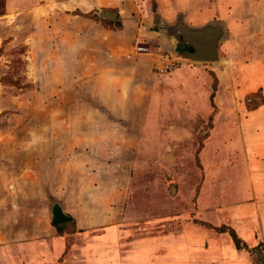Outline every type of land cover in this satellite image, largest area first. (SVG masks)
<instances>
[{
  "label": "rangeland",
  "instance_id": "1",
  "mask_svg": "<svg viewBox=\"0 0 264 264\" xmlns=\"http://www.w3.org/2000/svg\"><path fill=\"white\" fill-rule=\"evenodd\" d=\"M80 6L70 23L55 6L0 0V252L22 264H132L148 260L145 244L190 228V253L217 256L221 241L207 250L212 231L203 228L236 220V210L241 229L250 231L246 216L257 214L260 231L259 33L235 39L227 24L214 62L186 59L174 38L170 51L150 48L149 57L143 45L125 54L119 39L106 38L98 55L95 24ZM195 18L192 25L208 21ZM54 208L69 218L61 235ZM16 244L24 245L16 252Z\"/></svg>",
  "mask_w": 264,
  "mask_h": 264
},
{
  "label": "crops",
  "instance_id": "2",
  "mask_svg": "<svg viewBox=\"0 0 264 264\" xmlns=\"http://www.w3.org/2000/svg\"><path fill=\"white\" fill-rule=\"evenodd\" d=\"M10 1L11 5L14 6V4H16L17 6L21 7H24L25 4L28 3L29 6H36L34 8L37 11L46 7L55 6L63 10L61 18L63 16L65 19L70 17L68 20L70 21V23L73 22V20H71V17L79 11L78 6L81 5L80 7H85L83 8L85 9V13L88 12L87 16L92 17V22L96 27L95 31L92 32L93 35L90 36V39H93V42L97 41V43H95L96 46L93 47L98 55L101 54V52L106 47V38H113L114 40L119 39L120 45L117 44L118 48L120 49V51L125 52V54L128 52L130 53V50L138 45H143L146 47L145 51H147V53L145 54V56L148 57L154 54V51L151 49L155 50V54L156 51L163 52L168 51V49L170 51V49L172 48L169 46V39L171 37L168 36V29L178 20H181L184 25L193 29H199L210 24H217L223 28L224 32L227 31L226 27L227 24H229V28L227 27V29H230V35L235 39H239L241 36H244L245 32L249 31L252 28L256 33H259L260 38H263L264 42V0H105V6L98 4L99 0H39L38 3H35L34 0H7L8 6H10ZM43 2L46 3L43 4ZM146 2L147 4H150L149 12L144 11V8L140 7ZM203 2L204 5H201ZM166 10L170 11L171 13H167L166 15H164L163 12ZM103 12H115L117 14L116 20L114 22L106 20L100 15ZM92 15H95L97 18H94ZM169 15L171 17H168ZM75 17L76 16H74L73 18ZM195 17L208 19V21L202 25H192L191 20L198 19ZM108 22L112 24L110 25L108 24ZM223 23H225L226 26L222 25ZM144 28L147 30V32L143 31ZM125 32H127V34H125ZM129 34L130 36H128ZM74 36L75 34L73 35V37ZM144 41L153 42L152 46L149 44H145ZM153 46H155V48H152ZM109 47L111 49L113 45ZM70 50L72 49L70 48ZM70 54H73V51H71ZM129 57H131V55ZM139 57L142 60V57ZM136 59L133 60L136 61ZM259 70L262 71V75H260L264 76V67ZM228 210L230 211V215L234 213V208H228ZM252 211L255 214L254 210ZM237 213L240 212L236 210V213H234L236 220L234 221H232L231 217H229L228 219L230 221L228 222L225 221L221 222V224L215 225L209 223L211 225L203 228L212 231H209L211 234H209L208 236L212 237L208 238L209 243H206V249L209 250V245H213L215 243L214 241L219 240L221 242L215 244H217L219 248L220 255L216 251V253L218 254L217 256L208 253L207 256L204 255L205 257L201 256L200 258L199 256H196V251L190 253V250L186 245V237L188 234L187 231L190 228H182V230L177 234H169L167 239L161 244H157L156 247L145 244L143 253L148 254V260L139 262L136 261L132 264H199L204 260H211L212 264H262L261 259L264 256V249L263 247L260 249L259 245L263 244L264 246V217L260 219L258 218L260 221L259 231V229H257V227L253 224L255 220L252 219H256L258 217L257 214H255L256 217L251 218L250 216H246L251 220V226L253 225L252 229L249 231L247 229L251 227L241 229L242 225H240L238 222L240 218L238 217ZM226 216L227 214L224 215V217ZM37 221L38 219L36 220V222ZM230 222H232L234 229L228 226V223ZM222 226L228 227L233 231L235 230L234 232L236 233V235L238 234L237 236H241L243 238L242 240L244 242V245L241 249H237L235 247L228 232H219L215 230V228ZM5 229L7 231L8 228L6 227ZM255 231L259 234L256 246L255 244H253L255 243ZM182 232L183 234L181 235ZM6 237L8 236L6 235ZM215 237H218V239L215 240ZM7 240L8 239H6V241ZM32 243L33 242L27 243V245L32 248ZM193 243L194 242L190 244ZM23 245L24 244H16V252L17 250L21 249ZM11 247L15 248L14 243ZM2 249H5V247H3ZM13 251L15 250L13 249ZM27 251L28 249L26 248L25 254H27ZM9 253L10 252L4 250L0 252V259H3L0 260L1 263L22 264L17 261V258L14 262L12 260L13 258L9 259ZM29 257H27V259H29ZM58 260L59 264H63L59 258ZM27 263L29 264L28 261Z\"/></svg>",
  "mask_w": 264,
  "mask_h": 264
},
{
  "label": "water",
  "instance_id": "3",
  "mask_svg": "<svg viewBox=\"0 0 264 264\" xmlns=\"http://www.w3.org/2000/svg\"><path fill=\"white\" fill-rule=\"evenodd\" d=\"M106 20L114 22L115 12H103L100 14ZM168 36L177 42L176 50L182 56L194 62H214L218 60V45L224 36V30L217 24L206 25L199 29L189 28L181 20L169 27ZM66 217L58 208L52 210V223L59 224L67 221ZM264 264V256L261 259Z\"/></svg>",
  "mask_w": 264,
  "mask_h": 264
},
{
  "label": "trees",
  "instance_id": "4",
  "mask_svg": "<svg viewBox=\"0 0 264 264\" xmlns=\"http://www.w3.org/2000/svg\"><path fill=\"white\" fill-rule=\"evenodd\" d=\"M93 16V15H92ZM94 18H97L95 15L93 16ZM106 22V21H105ZM108 24H112V23H109L108 22ZM115 24V23H114ZM261 104H262V102H261ZM57 226V233L59 234V235H61L63 232H62V230L59 228V225L57 224L56 225ZM207 227L209 226V225H206ZM215 230L216 231H219V232H228L229 233V235H230V237H231V239H232V241H233V243H234V245H235V247L237 248V249H241L242 248V246H243V244H242V242L240 241V239L237 237V235H236V233L233 231V230H231L230 228H228V227H225V226H222V227H218V228H215Z\"/></svg>",
  "mask_w": 264,
  "mask_h": 264
},
{
  "label": "built area",
  "instance_id": "5",
  "mask_svg": "<svg viewBox=\"0 0 264 264\" xmlns=\"http://www.w3.org/2000/svg\"><path fill=\"white\" fill-rule=\"evenodd\" d=\"M170 66H171V64H170L169 66H167L166 68L168 69V67H170ZM166 68H165V70H167ZM162 70H163V69H162Z\"/></svg>",
  "mask_w": 264,
  "mask_h": 264
}]
</instances>
